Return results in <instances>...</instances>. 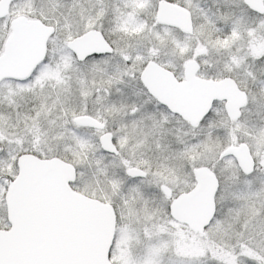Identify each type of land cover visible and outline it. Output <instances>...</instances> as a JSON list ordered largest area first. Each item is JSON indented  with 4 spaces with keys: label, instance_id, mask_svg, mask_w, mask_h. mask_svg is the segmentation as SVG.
Returning a JSON list of instances; mask_svg holds the SVG:
<instances>
[{
    "label": "snow or ice",
    "instance_id": "1",
    "mask_svg": "<svg viewBox=\"0 0 264 264\" xmlns=\"http://www.w3.org/2000/svg\"><path fill=\"white\" fill-rule=\"evenodd\" d=\"M0 264H264V0H0Z\"/></svg>",
    "mask_w": 264,
    "mask_h": 264
}]
</instances>
